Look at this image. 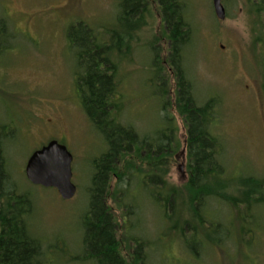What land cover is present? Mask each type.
I'll list each match as a JSON object with an SVG mask.
<instances>
[{
    "label": "rangeland",
    "instance_id": "374dc122",
    "mask_svg": "<svg viewBox=\"0 0 264 264\" xmlns=\"http://www.w3.org/2000/svg\"><path fill=\"white\" fill-rule=\"evenodd\" d=\"M181 1L194 30L183 52L184 68L197 103L216 102L210 130L220 141L218 157L228 179L220 190L225 200L212 197L204 212L210 229L191 207L187 123L175 103L167 30L157 1L147 0L139 26L125 34L119 0H0V14L15 34L11 48L0 52L4 154L10 183L33 200L30 223L48 264H91L83 260L81 221L90 201L94 161L108 151L104 134L77 104L78 61L67 37L76 22L92 29L101 43L110 44L116 31L122 36L121 47L110 50L117 123L134 127L142 138L171 133L159 151L134 146L121 153L109 174L105 202L123 257L136 262L137 237L146 242L151 264H264V202L248 207L229 200L244 199L246 177L262 181L264 193V0H223L224 20L217 19L212 0ZM158 69L167 79L164 93ZM52 139L74 155L78 190L72 199L64 200L55 188L34 185L26 177L29 156ZM151 175L163 182L155 184ZM172 191L170 220L163 200ZM129 205L134 207L131 214ZM193 232L201 241L189 240L198 256L187 244Z\"/></svg>",
    "mask_w": 264,
    "mask_h": 264
},
{
    "label": "trees",
    "instance_id": "16d2710c",
    "mask_svg": "<svg viewBox=\"0 0 264 264\" xmlns=\"http://www.w3.org/2000/svg\"><path fill=\"white\" fill-rule=\"evenodd\" d=\"M156 1L167 30V65L175 78V103L187 123L186 146L190 170L188 185L193 191L191 207L201 223L210 229L211 223L204 212L212 197L225 200L220 190L222 182L227 179L223 177L226 172L218 157L220 141L210 130L216 102L211 98L203 105L197 103L193 85L184 68L183 52L191 42L194 31L187 19L184 3L181 0ZM119 6V24L125 34L138 27V19L148 11L147 0H119ZM82 23L71 24L67 31L69 45L75 49L78 61L75 85L88 117L94 127L104 134L108 145V151L94 161V173L89 187L90 201L82 215L83 260L91 264H151L147 260L146 242L137 237L134 249L136 262L130 263L123 257L117 237V225L105 202V191L113 164L121 153L129 152L134 146L146 147L148 152L159 151L165 146L163 142L170 140L171 133L158 131L155 137L142 138L134 127L117 123L113 114L117 82L114 71H111L114 65L110 50L121 47L122 36L119 38V32L116 31L110 44L101 43L94 31ZM14 37L7 17L0 14V52L11 48L9 40ZM156 62L155 59L154 64ZM161 71L158 69L156 72L163 84L164 93L167 92V79L162 76ZM167 130L170 131V128L167 127ZM3 134L5 132L0 131V264H48L44 257L43 243L35 235L30 223L33 200L28 192H19L10 183ZM150 180L155 184L163 182L159 175H151ZM242 182L246 186L244 199L230 198L231 202L235 205L243 202L248 207L264 202V193H261L259 186L262 181L246 177ZM259 192L261 195L258 196ZM163 208L168 210L167 216L171 220L175 209L173 191L164 197ZM127 209L128 214H131L134 207L129 205ZM210 238L222 241L220 237H213L211 234ZM190 239L199 241V244L201 241L194 232L192 238L187 239L191 252L198 256L199 249L193 246V242H189Z\"/></svg>",
    "mask_w": 264,
    "mask_h": 264
},
{
    "label": "water",
    "instance_id": "95a60500",
    "mask_svg": "<svg viewBox=\"0 0 264 264\" xmlns=\"http://www.w3.org/2000/svg\"><path fill=\"white\" fill-rule=\"evenodd\" d=\"M218 20L227 17L222 0H212ZM73 154L68 147L57 139H52L35 150L25 166L27 179L34 185L55 188L64 200L72 199L77 192L73 182Z\"/></svg>",
    "mask_w": 264,
    "mask_h": 264
},
{
    "label": "flooded vegetation",
    "instance_id": "af4514ba",
    "mask_svg": "<svg viewBox=\"0 0 264 264\" xmlns=\"http://www.w3.org/2000/svg\"><path fill=\"white\" fill-rule=\"evenodd\" d=\"M223 1V0H222ZM262 19H264V14L262 15ZM264 21V20H263ZM263 29H264V24H263ZM262 33H264V30H262ZM262 43V42H261ZM77 93H78V91H77ZM78 101H79V103H77L78 104V108L79 109H82V100H81V97H80V94L78 93ZM57 123H59V121L57 122ZM57 123H55L54 125L56 126L57 125ZM60 142H62V141H60Z\"/></svg>",
    "mask_w": 264,
    "mask_h": 264
}]
</instances>
